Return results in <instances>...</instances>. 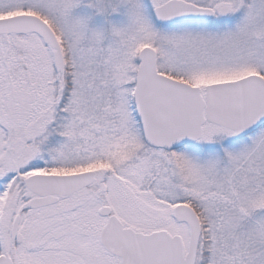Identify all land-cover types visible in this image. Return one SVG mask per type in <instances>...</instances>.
Returning <instances> with one entry per match:
<instances>
[{
    "label": "snow or ice",
    "instance_id": "6c2138e0",
    "mask_svg": "<svg viewBox=\"0 0 264 264\" xmlns=\"http://www.w3.org/2000/svg\"><path fill=\"white\" fill-rule=\"evenodd\" d=\"M0 264H264V0H0Z\"/></svg>",
    "mask_w": 264,
    "mask_h": 264
}]
</instances>
